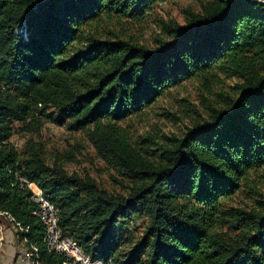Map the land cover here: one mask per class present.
Wrapping results in <instances>:
<instances>
[{"label":"trees","instance_id":"1","mask_svg":"<svg viewBox=\"0 0 264 264\" xmlns=\"http://www.w3.org/2000/svg\"><path fill=\"white\" fill-rule=\"evenodd\" d=\"M155 0H0V215L50 252L28 184L59 209L64 236L112 264H264V205L222 207L264 167V0H200L186 22L164 21L156 48L100 36L102 20L140 19ZM237 77L235 97L153 155L118 127L168 88L194 77ZM54 109L69 130L91 128L99 155L131 180L111 192L90 176L50 163L42 143L20 151L17 130L38 131ZM20 123L21 126H16ZM147 214L142 237L120 253L119 235Z\"/></svg>","mask_w":264,"mask_h":264},{"label":"rangeland","instance_id":"2","mask_svg":"<svg viewBox=\"0 0 264 264\" xmlns=\"http://www.w3.org/2000/svg\"><path fill=\"white\" fill-rule=\"evenodd\" d=\"M186 9L201 10L200 0H155L140 19L102 20L93 24V31L100 36L120 37L134 43L156 48L158 39L165 37L164 21L186 22ZM237 77L219 74L207 78L194 77L178 86L168 88L150 106L138 114L118 123L130 142L144 153H158V147L175 136H182L188 127L203 121L210 113V105L226 106L235 97ZM54 109H48L41 118L38 131L17 130L11 141L22 151L30 138L42 143L50 163L58 159L69 173L94 178L101 187L111 192L128 193L131 180L122 175L116 166L102 158L91 136V128L69 130L54 120ZM20 127V123H16ZM264 205V167L253 169L241 182L240 188L229 198L223 199L222 207L229 209L260 210ZM149 222L143 213L135 218L129 230H123L118 251L125 253L139 240ZM7 228L16 235L22 253L28 249L20 231L8 216L0 215V237L4 244ZM2 244V246H3ZM20 251V249H19Z\"/></svg>","mask_w":264,"mask_h":264},{"label":"built area","instance_id":"3","mask_svg":"<svg viewBox=\"0 0 264 264\" xmlns=\"http://www.w3.org/2000/svg\"><path fill=\"white\" fill-rule=\"evenodd\" d=\"M30 189L33 192L32 200L36 205L35 208L38 209L41 217L45 218V228L48 230V234L44 236V243L50 252L65 255L67 260L64 264H112L111 259L92 258L83 251L77 241L61 234V228L57 225V217L55 216L53 207L45 203V198L36 193V188ZM2 239L0 237V247L3 244ZM20 259L24 264H44L39 259V249L35 245L28 246V249L20 255Z\"/></svg>","mask_w":264,"mask_h":264},{"label":"crops","instance_id":"4","mask_svg":"<svg viewBox=\"0 0 264 264\" xmlns=\"http://www.w3.org/2000/svg\"><path fill=\"white\" fill-rule=\"evenodd\" d=\"M4 235V244L0 247V264H24L20 259L22 246L19 244L16 235L10 228H7Z\"/></svg>","mask_w":264,"mask_h":264},{"label":"bare ground","instance_id":"5","mask_svg":"<svg viewBox=\"0 0 264 264\" xmlns=\"http://www.w3.org/2000/svg\"><path fill=\"white\" fill-rule=\"evenodd\" d=\"M29 186H30V188H36V193L39 196L45 198V203H47V204H49L50 206L53 207L55 216L57 217V225L60 228V226H59V209H58V207L47 196H45L43 194L42 190L37 185L31 183V184H29ZM35 214L41 219V221L43 222V224L45 226V218L41 217V215L38 213V209H36ZM46 234H48V230L47 229H46ZM61 234H62V231H61Z\"/></svg>","mask_w":264,"mask_h":264}]
</instances>
